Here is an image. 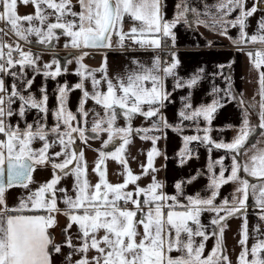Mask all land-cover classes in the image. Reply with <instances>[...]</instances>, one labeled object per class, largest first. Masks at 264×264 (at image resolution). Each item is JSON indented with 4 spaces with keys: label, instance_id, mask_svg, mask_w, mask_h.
Returning <instances> with one entry per match:
<instances>
[{
    "label": "snow or ice",
    "instance_id": "6c2138e0",
    "mask_svg": "<svg viewBox=\"0 0 264 264\" xmlns=\"http://www.w3.org/2000/svg\"><path fill=\"white\" fill-rule=\"evenodd\" d=\"M21 6L32 12L20 14ZM166 7L165 0H0V264H55L54 254L62 264H233L225 244L232 219L241 221L235 264H264V47L247 53L258 71L259 101L248 105L241 96V122L230 141L212 136L216 113L226 100L236 99L230 77L225 88L213 85L210 103L194 105L191 92L181 97L178 124L164 114L173 92L194 89L205 73L201 67L187 79L178 75L174 29L203 27L239 51L249 44L264 46V0H177L171 19ZM7 36L15 39L6 42ZM61 38L63 48L72 50L63 64L55 52ZM125 48L154 55L150 63L134 58L131 66L111 73L108 52ZM96 53L100 66L91 68L85 60ZM45 54L51 59L42 62ZM73 63L77 82H57L50 107L46 82L69 74L67 65ZM217 67L221 71L213 75L224 76L231 65ZM37 76L45 81L39 95L33 91ZM77 90L73 111L70 97ZM138 118L144 125L134 127ZM186 121L196 134L183 135L178 158L181 166L192 159L194 143L207 149L209 182L203 194L185 192L199 172L177 181L173 194L157 178L156 160L166 158L159 141L168 129L183 133ZM136 137L151 142L146 162L137 161L138 172L130 163L136 160L130 152ZM94 140L100 145L93 149ZM78 141L96 153L91 165ZM220 150L225 155L213 159L212 152ZM109 161L120 166L119 182L109 179ZM45 169L50 178L38 182L36 173ZM145 177L149 182L141 185ZM69 178L70 187L63 186ZM229 185L231 192L224 195ZM16 189L21 191L10 204ZM250 206L260 222L251 233ZM59 216L66 223L57 241L52 230Z\"/></svg>",
    "mask_w": 264,
    "mask_h": 264
},
{
    "label": "crops",
    "instance_id": "0c3cea01",
    "mask_svg": "<svg viewBox=\"0 0 264 264\" xmlns=\"http://www.w3.org/2000/svg\"><path fill=\"white\" fill-rule=\"evenodd\" d=\"M177 0H165L167 5L166 7V18L171 19L174 14V5ZM20 14L30 13L32 12L31 7H23L19 8ZM255 22L256 17L250 19V27L248 29L249 33L255 31ZM0 25H3L0 23ZM4 26V25H3ZM177 36L176 48L175 51L178 54L180 59V66L178 68V75L184 79L189 78L191 75L197 72V70L201 67L205 69L204 79L200 81L197 87L194 89H178L173 92L172 102L167 105L164 109V114L167 116L168 120L172 124H178V111L182 107V99L181 97L186 96L189 92L192 93V102L194 105L199 106L200 104L210 103L212 100L211 89L213 85H216L220 88H225L227 85V80L225 77L231 78L232 83V91L236 95L235 100H226L225 106L218 110L215 115V119L212 122V126L216 129L212 136L217 140H224L226 142L230 141L234 135L236 134V129L239 127L241 122V107L238 105L239 99L243 98L244 101L247 102L248 105H257L259 101L258 92V71L253 67L250 59L247 55L249 51H256L257 48H262L264 46L260 44H249L243 47V51H239L238 47L231 43L230 40L226 39L223 36H218L213 32H209L203 27H198L195 29L189 28L187 25L180 24L174 29ZM230 35L236 37L238 35L236 30H231ZM15 39L14 36L5 37L6 42H13ZM65 38H61V40L56 44L55 52L64 54L66 52L72 51L71 49L63 48ZM211 40L213 41V46L208 47L207 42ZM26 47V46H25ZM27 48V47H26ZM33 51H40L39 46H33ZM50 55L51 54H45ZM154 53L151 51H122L115 50L108 52V64L110 72L115 74L117 72L122 71L125 67L131 66L132 59H140L145 63H150ZM101 54L96 53L90 58L85 60V63L89 65L91 68H97L100 66L101 62ZM50 59H47L49 61ZM43 61L42 62H47ZM231 65V67H225L223 69L224 76L216 75L213 73H218L221 71L217 65ZM69 68V74L58 77L56 81L48 80L47 87L50 95V107L55 104V93L54 88L57 82L63 83L65 80L69 82V84H74L77 82V77L72 73L75 70L76 65L69 64L67 65ZM264 70V69H262ZM45 83L44 78L42 76H37L33 91L39 95L38 89L39 87ZM169 91H172L174 81L169 78L167 81ZM80 96L79 90L73 92L70 97V108L73 111L76 109L77 101ZM91 107V102L88 105ZM252 111L258 112V106L254 107ZM31 119V116L29 117ZM253 123H257L258 120L255 116L252 117ZM49 123H52L51 118L49 119ZM123 122L121 121V124ZM188 127L184 130L183 133H178L171 129L166 130L167 138L159 141V147L162 152L166 154L165 156H161L156 160V167L160 169L157 173V178L165 183V191L169 194H173L175 192L174 184L179 180H186L193 175H196L197 172L201 173L200 176L190 185H187L185 188V192L187 194H194L199 191L202 194L208 184V174H207V163H208V152L207 149L198 144L194 143L192 147L195 149V155L192 159L188 160L183 166L180 165L178 153L183 148V135H193L196 134L194 130V125L191 122H184ZM144 125V121L142 118H138L134 122V127H140ZM201 126L203 127V122L201 121ZM259 129H257V134L254 137L255 139H259ZM106 138V137H105ZM92 148H97L100 145V141L94 140L91 141ZM77 146L81 147L85 150L86 156L89 164L91 165L96 158V153L86 146L82 145L79 141L77 142ZM151 148L150 141H141L138 137L134 138L133 144L130 146V152L132 156L136 157V160L131 161V167L135 171H139L138 163L146 162V152ZM110 150H112V146H110ZM212 158H218L220 156L225 155L223 150L213 151ZM230 158L225 160L226 165H230ZM109 168V179L113 182H119L120 177L116 175L120 171V166L113 161L108 162ZM50 178V171L40 170L36 173V179L38 182H44L45 180ZM91 179L95 180L96 177L93 175ZM149 182V178L145 177L142 181H140L141 185H145ZM62 185L65 187H70L71 178L66 181H62ZM232 186H225L222 189V193L224 195H228L231 192ZM21 190H13L11 195L9 196V203H15L17 193ZM62 206V205H61ZM255 208L250 206L249 210V230H251L253 226L257 223H260L259 220L254 213ZM208 214H205L203 218L205 222H207ZM59 226L56 229H53V233L57 241L62 239L60 233V227L64 226L66 223L65 217H58ZM229 227L225 231V244L227 246L229 255L233 260V264H235V260L237 255L240 252V247L237 243L239 239V229L241 221L239 219H232L229 222ZM262 229H264V224H261ZM253 243V240L250 238L249 246ZM214 244V239L208 241V250ZM65 252L69 251V249L65 248ZM55 264H62V258L58 254H54Z\"/></svg>",
    "mask_w": 264,
    "mask_h": 264
},
{
    "label": "water",
    "instance_id": "95a60500",
    "mask_svg": "<svg viewBox=\"0 0 264 264\" xmlns=\"http://www.w3.org/2000/svg\"><path fill=\"white\" fill-rule=\"evenodd\" d=\"M72 51H70V52H66V53H64V54H60V53H57L56 52V54H57V58H59V59H61V62H62V64H63V62H64V58L65 57H69V53H71Z\"/></svg>",
    "mask_w": 264,
    "mask_h": 264
},
{
    "label": "rangeland",
    "instance_id": "374dc122",
    "mask_svg": "<svg viewBox=\"0 0 264 264\" xmlns=\"http://www.w3.org/2000/svg\"><path fill=\"white\" fill-rule=\"evenodd\" d=\"M47 59H51L50 55H43L42 60L47 61Z\"/></svg>",
    "mask_w": 264,
    "mask_h": 264
},
{
    "label": "built area",
    "instance_id": "2783aa9c",
    "mask_svg": "<svg viewBox=\"0 0 264 264\" xmlns=\"http://www.w3.org/2000/svg\"><path fill=\"white\" fill-rule=\"evenodd\" d=\"M0 27H4L3 25H0ZM26 47H28V46H26ZM261 48V47H260ZM260 48H257V49H260ZM122 51H130L129 49H127V48H125L124 50H122ZM137 51H141V50H137ZM144 52V51H143ZM166 59H167V57H165Z\"/></svg>",
    "mask_w": 264,
    "mask_h": 264
},
{
    "label": "flooded vegetation",
    "instance_id": "af4514ba",
    "mask_svg": "<svg viewBox=\"0 0 264 264\" xmlns=\"http://www.w3.org/2000/svg\"><path fill=\"white\" fill-rule=\"evenodd\" d=\"M19 190V189H18Z\"/></svg>",
    "mask_w": 264,
    "mask_h": 264
}]
</instances>
